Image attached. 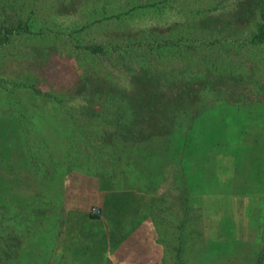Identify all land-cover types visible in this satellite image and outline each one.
Listing matches in <instances>:
<instances>
[{"label": "rangeland", "instance_id": "1", "mask_svg": "<svg viewBox=\"0 0 264 264\" xmlns=\"http://www.w3.org/2000/svg\"><path fill=\"white\" fill-rule=\"evenodd\" d=\"M4 1L0 0V17L3 4L12 2ZM129 1L132 0H18V10L8 7L10 14L21 11L20 7L24 4L26 7L22 11L31 14L33 7L35 13L31 29L35 33H41L31 35L20 30L9 46L0 49V113L18 117L24 115L35 127L41 130L49 127L48 131L55 134L64 125H60L62 118L55 113L54 103H42L32 89L23 85L32 79L29 77L34 78L42 73L46 78V65L50 64L52 70L49 75L57 83L53 89L71 88L57 95L74 93L75 82H79L82 72L78 70L79 57L78 49L74 47L75 38L85 42H98L104 36L112 34L105 30L123 29L125 37L130 41H146L154 32L160 33L171 25L181 26L179 24L183 23L189 12L184 9L189 0H170L167 4L160 2L134 10H130L132 7L129 6ZM136 1L148 4V1L159 0ZM201 1L208 6L212 3L209 6L212 11L209 9L208 14L242 19L236 23L243 27L242 34L233 33L237 37L234 44L239 48L246 35L264 21V0ZM114 15L119 17H114L107 23H98L102 18ZM89 24L91 27L84 29ZM232 39L233 37H226V40L234 42ZM221 45L222 42H219L212 47ZM154 46L157 47V44ZM238 47H235L234 54ZM246 47L244 56L236 54L235 58L244 61L243 67H248L249 72L245 71L235 81L229 79L226 84H220L221 78L211 85L202 82L195 93L190 92L193 97L188 98L189 102L199 96L203 102L200 105L210 107L212 114L208 115L207 109L205 115H199L191 124L189 133L180 130L173 132V136L159 137L146 131L137 140L128 141L118 133L110 136L104 132L106 135L98 141L101 144L111 142L117 152V159L115 170L112 174L105 175L101 181L94 175L87 177L83 172L69 170L65 146L56 144L53 138L55 149L49 152L56 158L57 164L52 169L55 171L52 177L57 178L61 174L63 192L60 197L61 205L51 202L54 210L50 208L59 218L48 221L50 225L52 222V227L47 232L46 242L38 235L42 232L47 213L53 211L47 207L36 208L46 212V219L41 216L33 217L32 220L25 218L29 222L24 223L27 236L23 242L27 246L34 245L32 250L26 249L34 254L19 261H11V264L110 263L111 259L106 254L100 256L94 252L100 242L95 236L99 220L93 216L94 213L98 216L102 214V203L96 200L95 192L116 187H119L118 190H142L150 194L151 200L154 199L156 203H168L169 209L162 212L169 215L170 221L181 218L179 227L158 225V233L163 234L169 229L174 235L180 233L183 237L182 232H185L187 239H195L185 242L187 245L181 243V248L175 254L177 260H174V253L165 259L169 264H258L259 254L264 253V43ZM178 51L177 46L170 44L164 53L167 58L162 57L163 60L159 62L171 65L172 59L178 57ZM156 52L160 54L157 49ZM86 64L102 69L113 66L107 60H94L93 63L88 60ZM138 64L135 61L132 66L140 69ZM74 69L78 74L75 75ZM182 69V65H178V79L181 86H184L186 75ZM113 71L119 81L132 91L133 84L128 82L126 76L132 71L115 66ZM207 79L206 75H201L200 81L208 82ZM47 81L42 79L43 85L40 86L47 89ZM15 86L20 87L17 97L11 93ZM76 97L70 102L80 101ZM221 98L228 100V104L216 109L218 106L215 103ZM62 108L63 114L69 113L68 106L67 109L64 106ZM43 117H48L49 122L43 120ZM230 139L234 142L233 149L229 145ZM231 149L235 153L232 158L229 156ZM190 155L195 158V162L190 160ZM183 156H186L183 159L186 166L185 178L181 177L180 168ZM50 175L51 173L46 176V180H50ZM165 189L163 196L161 193ZM33 191H42L41 185L33 188L31 192ZM182 194L187 198V204L183 202ZM57 207L62 209V217ZM184 214L188 222L182 226ZM244 239L245 241H241ZM41 243L43 248L39 249ZM10 255L8 251V256Z\"/></svg>", "mask_w": 264, "mask_h": 264}, {"label": "trees", "instance_id": "2", "mask_svg": "<svg viewBox=\"0 0 264 264\" xmlns=\"http://www.w3.org/2000/svg\"><path fill=\"white\" fill-rule=\"evenodd\" d=\"M169 1H148L147 4L143 1L132 0L129 1L131 3H128L132 7L130 10H134L138 7L153 6L160 2L167 4ZM17 2L18 0L7 1L2 6L0 49L9 46L20 30L31 35L41 33V31L35 33L31 29V20L35 13L33 7L31 14L22 11L26 4L21 5V11L10 14L8 7L14 11L18 10ZM209 6L202 3L201 0H189V4L186 7L184 6V9L186 8L193 16L187 12L183 23L179 24L181 26L171 25L167 29L161 30L160 33L158 31L154 32L151 37L145 39L146 41H130L131 39L125 37L123 29L105 30L106 32L111 31L112 34L104 36L98 42L80 41L73 36L75 38L74 47L78 49V70L82 71L79 82H75L74 93L57 95V93L71 88L62 87L63 89L56 90L58 87L53 89V86H56L57 83L55 84L53 78L49 75L52 70L50 64L46 65V78L40 73L38 76L35 75L34 78L29 77L32 79H29L28 83H23L27 88L32 89L33 94L42 103L55 104V113L60 114L59 117L62 118L60 125L63 123L64 125L60 126V129L54 134V132L48 131L49 127L43 130L35 127L34 123L24 115L18 117L0 113V264H11V261H19L28 257V255L34 254L26 251V249L32 250L34 245L27 246L23 242L24 237L26 239L27 236L24 223L29 222L25 218L32 220L33 217L41 216L46 219V216H48L41 234L38 235L43 237L46 242L48 239L47 232L52 227V222L50 225L48 221L58 217L53 211L54 204H51V202H58L61 205L60 197L63 191L61 174L59 173L57 178L52 177L55 172L52 169L57 161L52 154V156L50 155L49 150L55 149L53 147L54 140L57 142L56 144L65 146L68 158L66 162L69 165V170L83 172L87 177L94 175L101 181L103 177H106L105 175H110L115 170L117 159V152L111 142L106 140L105 144H101L98 141L103 139L107 133L110 136L118 133L128 141L137 140L146 131H148V134L158 135L159 137H162V135L173 136V132L176 133L180 130H186L189 133L188 130L192 127L191 124L198 119L199 115H205L204 112L207 109L208 115L212 114L209 111L210 107L200 105L201 99H199V96H196V99L194 98L190 103L188 98L193 97L190 92L194 91L195 93L202 82L211 85L215 84L216 79L221 78L222 82L220 84H226L229 83V79L235 81L245 71L249 72L248 67H243L242 63L244 61L236 59L235 56L236 54H243L244 56L243 52L246 46V48H249L251 45L264 43V21L257 24L252 33L248 32L249 34L246 35L244 43L239 48L234 44L237 37L233 33L242 34L241 29L243 27L236 24L237 21L242 19L221 16L215 13L208 14L209 9L212 11V7ZM117 16L119 17V15H114L102 18L98 23L111 21ZM90 25L84 26V29L94 24ZM227 36L233 37L232 40L235 41L226 40ZM210 40L212 41L210 42ZM219 42H222L220 47H212ZM154 44H157V47ZM170 44L178 47V57L172 59L171 65L164 61L160 63L159 61L163 60L162 57L167 58L164 53ZM235 47H238L236 54H234ZM161 48L166 49L162 50ZM156 49L160 54L156 52ZM46 54L49 53L46 52ZM88 60L91 63L94 60H107L110 66H113L108 67L105 65L107 67L104 69L97 68L93 64L88 66L86 64ZM135 61L139 63L140 69L132 66ZM71 65L73 67V64ZM178 65H182V71L186 75L184 86H181L178 79ZM114 66L132 71V73L126 75L128 82L133 84L132 91L129 90L127 85L119 81L113 71ZM74 73L75 75L78 74L76 69H74ZM201 75H206L208 82L200 81ZM42 79L49 81H47L49 86L47 89L40 86V84L43 85ZM12 83L15 82L12 81ZM19 88V86H15L11 91L15 97L19 94V91H17ZM74 97L80 99V101L71 103L70 101L75 99ZM227 102L228 100L225 98L219 99L218 104L215 103V106H218L216 109L225 106L228 104ZM62 106L66 109L68 106L69 110L67 109V111L69 113L66 111L67 114H63ZM199 108L201 109L197 114ZM228 119L229 117H227ZM43 120L49 122L50 119L43 117ZM103 123L105 125H102ZM49 126L54 128L50 124ZM52 131H55V129H52ZM85 138H87V141H84ZM90 138L93 139L90 140ZM229 142L232 148L233 139H230ZM191 155L190 160L194 161L195 154L193 157ZM184 158L186 159V156L182 157L180 168L181 177L185 178ZM210 160L211 157H209ZM50 173V180H46V176ZM40 185L42 191L31 192L33 188ZM165 192L166 190L161 194L165 196ZM182 196L183 202L187 204V198L183 194ZM137 197L138 193L131 190L126 194L127 200L123 198L122 202L125 201L124 206H126L134 202ZM143 200L156 203L153 201L154 199L151 200V198L148 199L145 196ZM158 204L162 205L161 202L156 203V205ZM43 207H47L48 210L53 209V212H48L44 216L46 212H43L42 209H36ZM111 207L112 209L115 208L114 206ZM57 208H55L56 211ZM58 210H60L59 215L62 217V209L58 208ZM106 211L108 210L106 209ZM108 212L112 217H115L116 214L120 217L121 214L119 209ZM158 213H163L162 209ZM185 214L183 215L184 220ZM93 217L99 216L94 213ZM158 219L162 220L161 223H163L162 216H159ZM164 220H167L166 216ZM185 222L186 220L182 223V226L187 224L188 218ZM170 223H176V225H172L174 227L180 226L177 218L173 222L170 221ZM164 232L174 235L170 233L169 229ZM184 234L185 232H182L181 243L187 245L185 242L192 240V238L187 239V235ZM179 235L181 236L180 233ZM39 246V249L43 248L42 243ZM8 251L11 253L10 256H8ZM257 262L258 264H264V253L259 254Z\"/></svg>", "mask_w": 264, "mask_h": 264}, {"label": "crops", "instance_id": "3", "mask_svg": "<svg viewBox=\"0 0 264 264\" xmlns=\"http://www.w3.org/2000/svg\"><path fill=\"white\" fill-rule=\"evenodd\" d=\"M233 155H235L234 151L229 156L232 158ZM118 188L110 189L109 187L110 190L105 189L108 191L95 192L96 200L102 203V214L98 217L99 224L95 235L99 238L100 246H97L98 249L94 252L99 253L100 256L106 254L111 259L110 263L106 261L108 264L112 262L113 264H169L165 259H168L172 253H174V260H177L175 254L181 246V236L157 232L158 225H176V223H170L168 214L158 213L161 209L168 210V203L156 205L150 200L145 201L144 196L149 199L150 194L142 190H133L138 193L137 199L124 206L126 202L122 200L123 198L127 200L126 194L131 190H118ZM111 198L117 200H108ZM110 205L120 210V217L117 214L115 217L111 216L108 211L114 209ZM158 215L162 216L163 223L158 219ZM177 220L180 224L181 218L178 217Z\"/></svg>", "mask_w": 264, "mask_h": 264}]
</instances>
